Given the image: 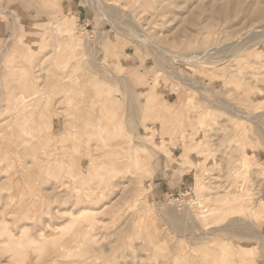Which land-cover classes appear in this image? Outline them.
I'll return each mask as SVG.
<instances>
[{
	"label": "rangeland",
	"instance_id": "rangeland-1",
	"mask_svg": "<svg viewBox=\"0 0 264 264\" xmlns=\"http://www.w3.org/2000/svg\"><path fill=\"white\" fill-rule=\"evenodd\" d=\"M0 52V264H264V0H0Z\"/></svg>",
	"mask_w": 264,
	"mask_h": 264
},
{
	"label": "crops",
	"instance_id": "crops-1",
	"mask_svg": "<svg viewBox=\"0 0 264 264\" xmlns=\"http://www.w3.org/2000/svg\"><path fill=\"white\" fill-rule=\"evenodd\" d=\"M165 86L163 88V96L165 98V106L169 109H176L178 113H181V101L182 97L175 95L172 90ZM186 145L184 144H177L173 148V158L177 160H186L185 158V148ZM190 156V155H189ZM190 158V157H189ZM193 158V157H192ZM173 163V162H172ZM171 163V164H172ZM181 164L177 167L173 168H165L159 171L155 175V179L153 182V194L155 197L161 198L164 196H169L172 193L177 192L178 190H188L192 188V179L194 177V170L189 167H186V170L181 174L179 171L182 170ZM174 173V174H173Z\"/></svg>",
	"mask_w": 264,
	"mask_h": 264
},
{
	"label": "bare ground",
	"instance_id": "bare-ground-1",
	"mask_svg": "<svg viewBox=\"0 0 264 264\" xmlns=\"http://www.w3.org/2000/svg\"><path fill=\"white\" fill-rule=\"evenodd\" d=\"M55 1H56V0H55ZM46 2H47V1H46ZM53 3H54V2H53ZM7 39H8V38H7ZM5 42H6V41H5ZM9 42H10V41H9ZM2 47H3V46H2ZM1 49H2V48H1ZM0 53H1V52H0ZM1 71H2V70H1ZM2 74H3V73H2ZM13 78H14V77H13ZM53 79H54V78H53ZM65 82H66V81H65ZM60 83H61V82H60ZM130 90H131V89H130ZM26 99H27V98H26ZM21 104H22V103H21ZM37 105H38V104H37ZM28 106H29V105H28ZM112 107H113V105H112ZM112 107H111V108H112ZM96 108H97V107H96ZM36 109H37V108H36ZM41 113H42V112H41ZM43 120H44V119H43ZM43 120H41V121H43ZM32 121H33V120H32ZM87 121H88V120H87ZM45 123H46V122H45ZM85 124H86V123H85ZM91 124H92V123H91ZM91 124H90V125H91ZM50 129H51V128H50ZM3 133H5V132H3ZM45 135H46V134H45ZM21 145H22V144H21ZM50 171L55 172L56 170L53 171V170L51 169ZM86 195H87V194H86ZM257 207H258V206H257ZM243 228H244V227H243ZM230 229H231V228H230ZM231 230H232V229H231ZM237 231H238V230H237Z\"/></svg>",
	"mask_w": 264,
	"mask_h": 264
}]
</instances>
